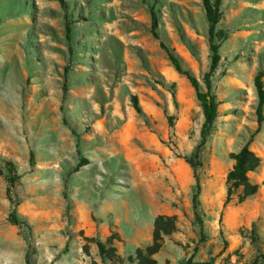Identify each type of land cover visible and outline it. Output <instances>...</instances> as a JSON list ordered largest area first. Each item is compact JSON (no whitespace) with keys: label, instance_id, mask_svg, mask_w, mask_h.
I'll return each instance as SVG.
<instances>
[{"label":"rangeland","instance_id":"1","mask_svg":"<svg viewBox=\"0 0 264 264\" xmlns=\"http://www.w3.org/2000/svg\"><path fill=\"white\" fill-rule=\"evenodd\" d=\"M153 5L161 38L151 29ZM65 6L0 0V264L103 263L97 241L109 237L118 264H137L130 257L152 242L159 215L176 218L154 255L159 264H264V123L250 144L262 157L250 173L259 190L244 202L238 191L224 205L231 153L258 126L264 0L221 1L218 28L228 36L213 76L220 106L198 170L197 210L194 171L184 157L201 141L204 114L161 40L204 86L211 51L202 0ZM168 115L176 116L174 127ZM10 163L19 176L14 186L6 178ZM13 209L27 225L9 221Z\"/></svg>","mask_w":264,"mask_h":264},{"label":"trees","instance_id":"2","mask_svg":"<svg viewBox=\"0 0 264 264\" xmlns=\"http://www.w3.org/2000/svg\"><path fill=\"white\" fill-rule=\"evenodd\" d=\"M159 0H154L156 4ZM222 0H202L205 17L209 25V44L211 51V64L208 71L204 73L202 85L200 79L196 76L191 68H187L183 65L181 58L176 53L175 49L171 47L164 40H161L162 47L168 52V56L173 66L180 74L187 77L196 92V97L200 103V106L204 114V122L201 128V141L197 146L196 150L190 155L185 156L184 159L191 166L194 171L195 178V192L193 194L194 207L197 210L199 204V195L201 192V184L199 180L198 170L204 166L203 154L208 142V138L211 135L213 125L219 114L220 101L213 90V76L218 66L221 62V44L227 38V31L224 29H219L218 24L223 18V11L221 9ZM63 6H65V0H60ZM66 7V6H65ZM67 9V8H66ZM152 33L156 38H161L158 32V20L155 12V5L152 6ZM66 37L69 42V48L72 50V34H71V23L69 14H66ZM68 71V67L66 68ZM264 69L258 70L255 75V88L258 95V106H257V116H258V126L255 132L251 135L250 139L246 144L238 151L231 153V157L234 160L232 169L228 172L226 176V197L224 200V205H228L234 195L239 191L238 200L239 202H244L249 197L255 195L259 190V184L254 183L251 179L250 173L256 171L262 164V157L257 154L250 144L253 141L255 135L259 133L262 129L264 123ZM174 86V84L172 85ZM172 98L174 105L179 106L177 100L176 92L174 87H172ZM134 99V106L139 111L142 112L140 104L136 97ZM175 115H168L169 124L171 127L175 125ZM85 160V159H84ZM85 161H80L75 170H79L83 166ZM9 181L10 186H14L15 182L19 179L16 173V168L13 163L9 164V175L6 176ZM10 191V187H8ZM197 218L200 226L202 227L203 221L201 216L197 213ZM9 221L16 225H27L26 220L21 219L16 209H13L9 215ZM176 229V218L175 216L159 215L156 217L154 222L153 239L150 244L145 247H138L134 256H131L132 261H137V264H159L158 260L154 255L161 250L163 246L164 236L171 234ZM203 234V228H201ZM252 240L254 243L258 242V236H256L255 229H252ZM99 255L103 260V263H99L97 260L93 259L90 264H105L106 260H114L117 263V248L114 245V240L109 237L106 242L101 240L97 241ZM68 244L66 245V249ZM264 257V256H263ZM183 264H192V258H189Z\"/></svg>","mask_w":264,"mask_h":264}]
</instances>
